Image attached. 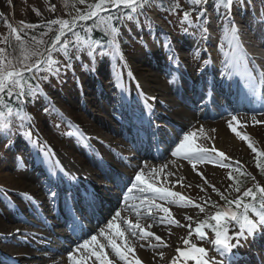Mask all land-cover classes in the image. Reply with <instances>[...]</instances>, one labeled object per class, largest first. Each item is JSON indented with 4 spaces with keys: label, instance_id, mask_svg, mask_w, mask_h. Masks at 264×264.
<instances>
[{
    "label": "rangeland",
    "instance_id": "1",
    "mask_svg": "<svg viewBox=\"0 0 264 264\" xmlns=\"http://www.w3.org/2000/svg\"><path fill=\"white\" fill-rule=\"evenodd\" d=\"M207 3H213V5L208 6ZM257 3L264 7V0H252V7L248 0H0V88L4 85H1L2 82L5 83L19 75L14 67L7 66L9 61L7 56H10L11 49L16 43L14 41L15 37H18L16 39L19 41H25L24 35L20 34L21 28L31 29L40 24L60 21L62 18L65 20V25L63 24L65 29L48 46L45 51V59L39 63L41 65L39 73L42 77L47 75L45 81L47 86L52 87L51 92L48 96H45L47 93L39 89V86L33 89L30 88L32 89L29 95L31 102L27 99L26 104H24L26 106L25 115L19 123L22 126L18 127L16 125L11 129L6 128L5 123H0V213L4 210L1 206V201H4L8 206L9 213L12 212L13 208V211L18 213H20L19 210L22 211L27 218V222L19 224L21 226L17 229L18 233H15L17 236L15 240H33L34 243L38 244L46 239L45 235L50 232L38 217L33 214H26V208L30 207V203H32L27 197L28 195L34 197L30 188H27L30 182L27 181L26 187L24 185L17 187L5 184L2 180L4 175H10L13 180H18L21 178L20 172L29 173V170H32L30 169L32 163L29 161L28 151L25 147L19 146L21 142L18 139L20 137L29 143L32 137L38 133L41 143L38 144L36 152H42L38 157L43 156V153H45L43 158L53 161L58 173L62 176L66 174L67 177L71 175L73 181L81 178L86 173V167L84 168V165L81 164L86 160L80 154V151L85 152V154L89 153L94 157L97 147H100L108 152L105 155L108 156L111 163L115 161V164L119 163L116 160H122V158H119V156H122L127 159L128 164L121 163L120 167L127 173L134 170V166L138 164L137 174L140 177L137 183L142 182L144 187L149 190L147 195L140 194L141 200H148L153 204V208H147V206L143 208L144 211L148 212V215L139 218L134 213H130L127 207L120 210L121 212L117 210L120 212L119 216L108 219L103 223L101 233L95 231L89 237L83 239L82 242L76 243L71 251H68L67 257L70 256L68 259L72 258L71 262L75 264H176L181 260L188 262L187 253H183V251L192 242H200L198 241L200 240L198 232L201 229L199 223L213 214H219V217L225 216L217 212L215 202L219 205L222 204L221 201L224 197L231 198L235 196L239 198L238 196L242 193L239 184H236L233 177L234 169H244L256 184L259 186L264 184V175H259L257 172L251 155L252 147H257L264 152V109L238 116L224 115L222 117L219 114L212 119L208 117L198 119L196 117H199V114L204 115L207 111V105L197 110L192 109L193 106L198 107L200 101L194 96H192L193 99L189 97L190 99L182 101V94L177 91L180 97L175 92L179 88L178 79L181 78L176 67L172 70L170 67L143 68L137 61L147 54L152 53L153 56L156 54L154 50L156 51L159 48L158 50L163 53L167 64L173 59V62L180 63L179 68L181 71L188 73V70L192 72L191 64L184 65V63L178 61L180 58L171 53L172 46L169 44L171 41L165 38L155 40V31L153 32V30L159 28L170 30L166 25L170 21L171 27L177 30L178 36L182 37L186 34L187 37L194 35L192 37L195 38L197 35L200 45L203 46L211 36L208 31L197 34L198 27L201 24L206 25L203 21L204 17H207L206 20L210 21L211 24L213 23V25L208 26L209 31L214 32L213 37L219 35L220 32L224 33L225 38L230 35L231 43L227 53L234 59L237 52L235 46L237 25L244 30L243 34L245 36L247 34V38L257 39L258 26H255V24L258 21V13L261 11ZM112 4H117L116 7H119L121 11L125 9V12H123L122 18L120 17L122 21L120 20L121 22L116 27L108 29L109 37H111L109 50H102L100 45L93 40L77 37L70 55L73 63L69 64V55H63L61 48H59L62 42H65L64 38L73 33L72 31L77 29L80 24H83V20L86 21L95 17L100 22L106 11H112L107 9L108 5ZM196 4L201 6L197 10L194 9ZM212 8L219 10L221 21L216 19V10ZM160 11L165 14L163 15L164 18L166 17L165 20H162L164 18L159 15ZM159 20H162L163 23ZM120 23L121 26L118 28ZM129 23L137 28L131 29V35L126 36L124 34V36H119L120 40L117 39L118 34H122V31L129 27L127 25ZM222 24H224L223 29L219 27ZM262 24H264V20ZM243 25L244 27H242ZM138 30H141L142 34H139ZM259 31L262 30L259 29ZM18 34L22 37H19ZM189 39L191 41L188 40V42H193V38ZM119 44L123 46V50H120ZM153 47L155 48L153 49ZM198 50L201 49L198 48ZM208 51H211L210 47ZM216 51L218 50L216 49ZM48 53L49 55H46ZM115 55L118 60L117 63L112 59ZM202 55L205 58L208 52ZM194 59L195 57L192 56L186 62L192 63ZM126 61L133 64L135 75L143 76L146 79L152 77L154 82L146 87L143 82H138L137 79L131 76L132 73H130L132 80L129 79V74L126 71ZM202 61L199 60V63L193 64L194 68H197L196 65L199 66L194 72L198 69L204 71L205 68L200 67L203 66ZM232 66L233 61H230L228 69H232ZM34 69L36 68L29 71ZM105 69L108 70V76H105ZM136 71H140L141 75H138L139 73H136ZM235 71V83L239 78H241L239 84L245 81L246 84L250 82L248 76L242 79L241 74H238V64L235 66ZM229 75V72H227L225 80L229 79ZM97 77L107 79L106 84H109V86L106 87L105 91L107 94L110 93V97L112 92L114 94L113 99L117 103L110 101V98L99 97L101 106L97 103L99 100L94 99L95 105L93 104V108L87 110L84 107L81 108L76 100L74 101V95L84 96L88 91V86L84 89L83 84L94 82ZM155 78L159 80L155 82ZM56 82V88H58L56 90L59 93L52 92L55 89L53 83ZM152 84L160 87V90H157L161 94L159 98L162 99L159 104L156 98L150 96L153 91ZM58 85L61 87H58ZM247 85H245L246 88ZM112 88H114V92ZM20 91L21 95L24 96L22 88ZM206 91L208 92L209 89ZM121 93L128 94L131 98L138 97L141 105L143 104L142 100L150 98L152 108H156L160 113L171 117L175 122L180 121L181 125L184 122H189L187 128L179 129L177 133L182 136L178 139L179 151L159 162L150 160L152 169L142 168V165H140L142 163L134 155L137 152L134 149H129L127 147L129 143H124L125 140L120 136L109 141L102 139L97 141L93 137H102L101 134L104 135L107 131L102 127L99 128L101 124H96L97 121L94 116L90 115L89 110L105 113L111 121L116 123L115 117L117 115L121 116L122 112ZM164 93L166 95H163ZM186 93L190 94L191 92L188 89ZM116 97L118 100H116ZM168 105H170L171 110L168 109ZM102 107L104 109H101ZM107 107L114 109V111L110 113ZM29 110L31 111L29 112ZM208 113L213 114L212 111ZM77 114L81 116L82 123L80 117L76 116ZM30 119L34 121V128L31 124L26 125ZM205 122H210V124ZM167 123L169 128L164 130L166 135L170 136L175 132V126L180 124L172 126L170 121H167ZM92 125L100 130L94 131ZM170 128L171 130H169ZM220 129L224 130L229 141V144L224 147H220L217 142V134ZM117 141H120V143H116ZM8 152L12 153L8 155ZM113 157L118 158L114 159ZM222 159L228 161L229 165L227 163L222 164ZM83 164L88 167L87 164L89 163ZM89 167L92 170L95 169L93 165H89ZM38 171L33 170V174L38 175ZM24 180L26 181L25 178ZM40 180L50 183L45 178H40ZM157 187L165 188L167 192L165 194L158 193L159 188ZM52 194V197H54L56 191ZM170 194H172L171 198L176 199L173 203L169 202ZM177 194L187 198L191 203L178 202ZM39 197L41 201H45L43 208L48 209L46 204H50V201L45 200L44 194ZM181 197L179 198L182 199ZM21 201L25 203H21ZM124 203H126V198ZM20 205L21 207H19ZM45 212L48 213L46 215L48 216L47 221L56 219L53 211L45 210ZM124 216L127 218L133 216L134 221H131V223L134 225L135 231L126 230L121 226ZM5 222L0 221V233L4 230L7 231L6 227L4 230L2 228V225L6 224ZM261 234L264 235V220H257L251 225L238 227L233 243L223 252L214 254L216 260L210 263L230 264V258L233 255L238 256L236 250L238 244L241 245L242 250H252L257 246L256 241ZM16 243H5L4 245L3 242V244H0L1 250L7 254H14V251L21 249ZM207 243V246L211 249L210 242ZM80 247L84 249H82L80 255L75 256L73 254L74 250L80 249ZM30 248L27 253L32 254ZM144 252L149 254L147 255ZM210 252L216 253L213 250H210ZM255 255V264H264V251L258 249L255 251ZM33 258H29V263L34 264ZM65 258L66 255H56V260H60V262L55 264H62L61 261ZM38 261L43 262L41 259H38Z\"/></svg>",
    "mask_w": 264,
    "mask_h": 264
},
{
    "label": "bare ground",
    "instance_id": "2",
    "mask_svg": "<svg viewBox=\"0 0 264 264\" xmlns=\"http://www.w3.org/2000/svg\"><path fill=\"white\" fill-rule=\"evenodd\" d=\"M207 5L208 6H212L213 5V3H207ZM201 6L199 5V4H196L195 6H194V9H199ZM260 8V10H261V12H262V14H264V7H259ZM212 9H215L216 10V19L217 20H219V21H221V19L219 18V15H220V13H218L219 12V10L217 9V8H212ZM161 12V11H160ZM161 17H163V15H165L164 13H160L159 14ZM239 16H241V14H239ZM164 18V17H163ZM206 18L207 17H204V19H203V21L205 22V24H207L208 26H210V25H213V23L211 24V22L210 21H207L206 20ZM166 19V17L164 18V19H162V20H165ZM162 20H159V22H162L163 23V21ZM263 20H264V18L262 17V15H261V13H260V11H259V13H258V21H256V22H263ZM219 23V22H218ZM124 25H126V24H124ZM129 27L128 28H126V29H124L123 31H122V34H118V36H117V39H119L120 37L119 36H124V34L126 35V36H129V35H131L132 34V31H131V29H133V28H137V27H133V25L132 24H127ZM166 25H167V27L170 29V30H165V29H157V30H153V32H154V35H155V40H162L163 38H165V39H168V40H170L171 42H169V44L172 46L171 48H172V53L173 54H177L178 55V57L180 58V61H181V63H184V65H189V64H191V62H186L187 61V59L188 58H192V56H194L195 57V59H200V61H202V58L204 59V57L201 55V54H199V52H197L196 50H198V48H200L201 49V51H203L204 49V52H206V51H208V49H209V47H210V50H213L214 52L216 51V47L220 44V43H218V42H215L214 41V39L215 38H213V40H210V39H208V41H207V43L205 44V45H200V41H198V36H196L197 37V39H195L194 37H192V36H194V35H191L190 37H187V35L185 34V35H183L182 37H180V36H178L177 35V33H176V31L177 30H174V28L173 27H171V24H170V21H168L167 23H166ZM223 25L224 24H222L221 26H219V27H223ZM201 26H203V24H201ZM200 27V26H199ZM242 27H244V25L242 26ZM120 28V27H119ZM142 29V28H141ZM223 29V28H222ZM138 32H139V34L141 33L142 34V32H141V30H138ZM243 32H244V30L243 29H241L240 27H239V25H237V27H236V35H237V37L239 36V39L237 38V37H235V40L236 41H240V39H241V36L243 35ZM247 32H248V30H247ZM185 33V32H184ZM212 33H214V32H212ZM246 33V32H245ZM257 33H263L262 31H258ZM153 34V33H152ZM196 35V34H195ZM220 36H224V33H222V32H220V34H219ZM245 35V34H244ZM247 35V34H246ZM169 37H170V39H169ZM226 37H230V35H227ZM189 38H193V42H188V40H190ZM218 38V37H217ZM257 38V37H256ZM121 39V38H120ZM119 39V40H120ZM228 39V38H227ZM200 40V39H199ZM229 40V39H228ZM191 41V40H190ZM198 42H199V44H198ZM242 42V41H241ZM244 42V41H243ZM156 43H157V41H156ZM205 43V42H204ZM203 43V44H204ZM209 44V45H208ZM120 45V50H123V46H121V44H119ZM169 45V46H170ZM208 45V46H207ZM155 47H153V49H154ZM159 49V48H158ZM154 50V52H156V54H154L153 56H152V53L150 54V55H145L142 59H138L139 61H137V63L140 65L141 64V67H150V68H153V69H159V67H161V68H166L167 67V63L165 62V60H164V57H163V53H161V52H159V50ZM254 49V48H253ZM190 50H191V52H190ZM126 55V54H125ZM147 56V57H146ZM164 56H165V54H164ZM202 56V57H201ZM200 57V58H199ZM126 66H127V72H128V78L129 79H131L132 80V78L130 77V73H132L133 75H131V76H133L135 79H137V81L138 82H143V84L144 85H146V87H147V85H150L151 84V82H154V78H152V77H150L149 79H146L145 77H141V76H137V75H135L134 73H135V71H133L134 70V68H133V64H131V62H129V61H126ZM185 67V66H184ZM187 67V66H186ZM160 68V69H161ZM102 70H103V68H101ZM180 72H181V81L183 82V84L186 82V83H188V80L191 78V79H193V78H197V77H193V71L192 72H189L190 74L188 75L186 72H184L183 70L181 71L180 70ZM136 73H139L138 75H141V73H140V71L139 72H137L136 71ZM71 77H72V75L71 74H69ZM109 75V73H108V70H106L105 69V76H108ZM47 76V75H46ZM46 76H44V77H42V75L39 73L38 75H36V80H37V83H38V85H36V86H33V87H31L32 89L33 88H36V87H38L39 86V89H41V90H43L44 91V93H47V94H45V96H48V94L51 92V89H52V87H50V86H47V83H46V81H45V77ZM104 76V77H105ZM183 76V77H182ZM105 79V80H104ZM104 79H102L101 77H97V80L96 81H94V82H91V80H90V82L91 83H89V84H86V83H84L83 84V87H84V89H85V87L86 86H88L87 87V89H88V91H87V93H85L84 94V96L83 95H81V96H75L74 95V101L76 100V102L81 106V108L82 107H84V108H86V110L87 109H90V108H93V104L95 105V103H94V99L95 100H99V101H97V103L99 104V106H101L102 104H101V100L99 99V97H101V98H110V101L112 100L113 102L115 101V99H113V97H114V94H112V92H111V97H110V93H108L107 94V92L105 91V89H106V87L107 86H109V84H106V82H107V79L106 78H104ZM141 79V80H140ZM199 79V78H198ZM159 80V79H158ZM157 80V78H155V82L156 81H158ZM7 82H5L4 83V85L6 84ZM58 87H61V86H59L58 85ZM151 87H152V92L150 93V96H152V97H154V98H156V101H158V104L160 103V101H162V99L161 98H159V95H161L157 90H160V87H159V85L157 86V85H155V84H152L151 85ZM54 88L55 89H53V91L52 92H57V93H59L56 89H58V88H56V85L54 86ZM32 89H29V91H28V95H24V96H22V102H23V104H26V101H27V99H28V101H30L31 102V99H30V97H29V95H30V91H32ZM112 91L114 92V88H112ZM110 92V91H109ZM157 92V93H156ZM56 93V94H57ZM101 93V94H100ZM166 93V92H165ZM163 94V95H166V94ZM99 94H100V96H99ZM41 97H42V95H40ZM51 97V96H50ZM219 97V95H217V98ZM54 98V97H53ZM33 99V98H32ZM116 100H118L117 99V97H116ZM33 101V100H32ZM183 101H185V99L183 98ZM112 102V103H113ZM116 102V101H115ZM35 103V102H34ZM72 103H75V102H72ZM71 103V104H72ZM117 103V102H116ZM76 104V103H75ZM116 105V104H115ZM114 105V106H115ZM26 108V107H25ZM99 108V107H98ZM80 109V108H79ZM101 109H104V107H102ZM168 109L169 110H171V107H170V105H168ZM32 110V109H31ZM31 110H29V112L31 111ZM107 110L110 112V113H112V111H114V109H112V108H108L107 107ZM104 112H106L105 110H103ZM119 112V111H118ZM89 113H90V115L93 117H95L94 119L97 121V123L96 124H101L100 125V127L99 128H104L105 129V131H107V133H105L104 135L103 134H101V136L102 137H100V136H93L97 141H100L101 139L102 140H104V141H109V140H111V139H113L114 137L113 136H111L110 134L112 133V134H118V132H120V133H122V129L121 128H119L118 129V124H119V122L116 124L114 121H111L110 119H109V117L107 116V114H103L102 112H99V111H94V110H89ZM121 114H123L124 115V118L126 119V115L124 114V110H123V108H122V112H121ZM76 116H78V117H80V122L82 123V119H81V116L79 115V114H77ZM200 117V116H199ZM198 117V118H199ZM204 117V116H203ZM89 119V118H88ZM196 119V118H195ZM22 120V119H21ZM87 121V120H86ZM30 122V123H29ZM26 125H29V124H31V126L34 128V126H33V123H34V121H33V119L31 120L30 119V121H29ZM83 122H85V121H83ZM20 122H18L17 124H18V126H22V124H19ZM145 123L146 124H149L150 123V121H149V119H147V117H146V119H145ZM205 123H208V124H210V122H205ZM95 124V125H96ZM189 124V122L187 121V122H184V124L183 125H181L183 128H187V125ZM6 125V124H5ZM115 127H117V128H115ZM6 128H7V126H6ZM92 128H93V130L94 131H99L98 130V128L97 127H95L94 125H92ZM35 129H36V124H35ZM89 129H91V128H89ZM118 129V130H117ZM123 130H124V128H123ZM35 133H36V130H35ZM39 134L38 133H36L33 137H32V139H31V141L28 143L25 139H21L20 137H19V139L18 140H20V147H25L26 148V151H28V155H29V161H31V163H32V168H30V169H32V170H29V173H24V172H20V176H21V178L20 179H18V180H13L11 177L12 176H10V175H4L3 177H2V180H4V182H5V184H10V185H12V186H19V185H24L25 187H26V184H27V181H29L30 183L28 184V186H27V188H30V191L32 192V194H33V196L35 197V200L36 201H38V203L34 206V207H28V208H26V210H27V213H34L36 210H37V206L40 204V205H44L45 206V201H41V199H40V195H42V194H44L45 195V200H48V201H52V200H54L55 198L54 197H52L50 194H51V192L52 191H55V190H57L58 188H57V185H58V180L60 179H62V175L61 174H59L58 173V171H57V168H55V167H53L51 164L53 163V161H52V163H51V161H50V166L48 165V167H50V172L52 173V179L48 176V174L45 172V170H44V167L42 166V160H41V156L39 157V159L38 160H36V157L39 155V154H42V152H36V150H37V148H38V144H40L41 143V140L39 139V136H38ZM106 135V137H104ZM218 135V136H217ZM216 136H217V138H218V143H219V145H220V147H224L226 144H229V141H228V139H227V136H225V135H227L225 132H224V130L223 129H220L219 130V132H218V134H217ZM130 136V135H129ZM177 140V139H176ZM146 146H151V144L150 143H146ZM12 153V152H11ZM11 153H7L8 155H10ZM80 154L84 157V159L86 160V162L84 161V163H89V164H87L88 165V167H89V165H93V167L95 166L96 168H97V172L99 173V170H98V167L100 168V171L103 173L104 172V176L105 177H114V175L116 174L115 172L113 173V172H108L107 170H104V171H102V167L100 166V165H98V167H97V165H95L96 164V162L89 156V155H87V153L85 154V152H81L80 151ZM114 158V157H113ZM54 160V159H53ZM8 162H10V161H8ZM141 162H142V168H144V169H149V168H151L152 169V167H151V165H152V163L150 162V161H145L144 159H141ZM108 163H109V161H108ZM82 165H84V167H85V164H83V162L81 163ZM7 167H9V166H7ZM83 167V166H82ZM87 167V166H86ZM90 168V167H89ZM33 170L35 171H37V170H39L38 172L40 173V174H38V175H35V174H33ZM36 173V172H35ZM120 176H123V175H120ZM24 178L26 179V181L24 180ZM40 178H45V180L46 181H50V180H52V181H50V183H45V181L43 180H40ZM52 182H54V184H52ZM121 184V183H120ZM96 188L98 187V185H97V183H96ZM102 187H104V188H106L104 185H102ZM136 190V192H138L137 194V196L139 197V193H147V190H144L142 187H141V185H139V187H136L135 189H134V191ZM77 192V191H76ZM69 192L67 191V192H61V195H67ZM78 193V192H77ZM80 197V199L79 200H77V201H74L75 202V204H76V206H77V208H80V209H84V206H85V203L87 202L85 199L83 200V198H82V195L81 196H79ZM85 198H86V196H85ZM97 198H98V203H100L101 205H97V209H99L100 210V208H101V206H103V207H106L107 208V215H106V217L105 216H101L100 214H97L96 213V211H92V212H90V213H93V212H95L96 214H97V216L96 217H101L100 219H106V218H109V219H111V218H114V217H118L119 216V214L120 213H118V212H116L115 210V207H114V204H112L111 202L110 203H107L105 200H103V198H101V196L99 195V193H98V195H97ZM66 202V203H65ZM65 203V207H67L68 208V206H67V199L66 198H64L62 201H61V204H62V206H63V204ZM1 206L3 207V209L5 210H3V211H1V213H0V221H6L5 223L6 224H3L2 225V228H3V230H4V228L6 227V229H7V231H5L4 230V232H2V233H0V243L1 242H4V243H6V244H12L13 243V241H14V238H15V236H16V234L15 233H18V231H17V229H18V227L20 228V226L21 225H19V224H21V223H23V222H26V219H25V216H22V215H20L19 213H17L16 211H13V208H12V212L11 213H9L8 212V206L4 203V201H1ZM46 207H48V209H46V210H49V211H51V210H54L55 212H54V216L55 217H58V218H60V220H62V222H63V215L61 216V214L57 211V208H56V206H53L52 205V203H50V204H46ZM148 207H150V208H153V206L152 205H150V206H147V208ZM89 208H91V206H89ZM143 208H146L145 206H143V205H141V203L140 202H135V203H131V204H129V205H127V209H128V211L130 212V213H134L136 216H138V218L139 217H144V216H147L148 215V212H146V211H144L145 209H143ZM143 210V211H142ZM7 213V214H6ZM2 215V216H1ZM61 216V217H60ZM85 218H87V219H84L85 220V223L86 224H88V225H90V218H92L91 216H87V217H85ZM134 218H133V216H131V217H129L128 216V218L126 217V216H124V220H122L121 222V226L123 227V228H126V230H129L130 229V231H135V227H134V225L131 223V221H134L133 220ZM89 221V222H88ZM45 227H48V228H50V225L48 224L47 226H45ZM99 224L98 225H96V230H98L99 229ZM17 231V232H16ZM6 233V234H5ZM90 233V232H89ZM98 233H101V230L98 232ZM17 241V240H16ZM18 243V245L22 248V246H21V243L19 242V241H17ZM257 243V246L256 247H254V249H252V250H242V248L240 247L241 245L240 244H238L237 246H236V250H237V252H238V256H239V260H238V264H245V263H248V264H255V251L256 250H261V251H264V235L263 234H261V236L257 239V241H256ZM30 245L32 246V245H35L37 248L38 247H45V246H47V243H38V244H34L33 242L31 243L30 242ZM145 254H149L148 252H144ZM16 255H18V256H20V253H19V251L17 250L16 251V253H15ZM21 258L19 259L20 260V262H24V261H27L28 260V254H23V255H21L20 256ZM44 257H46V262H49V261H52V259H54L55 257L53 256V255H46V256H44ZM2 258H5V255L2 257ZM1 258V259H2ZM19 260H17L18 262L17 263H13V264H19ZM70 262H71V260H67V259H64L63 260V262H62V264H70ZM71 263H74V262H71ZM75 264V263H74Z\"/></svg>",
    "mask_w": 264,
    "mask_h": 264
},
{
    "label": "trees",
    "instance_id": "3",
    "mask_svg": "<svg viewBox=\"0 0 264 264\" xmlns=\"http://www.w3.org/2000/svg\"><path fill=\"white\" fill-rule=\"evenodd\" d=\"M116 6L117 4L108 6L107 9L112 11H106L104 13L105 16L100 19V22L95 17L89 18L86 21L83 20V24H80L77 29L72 31L73 33L64 38L65 42H62L59 48H61L63 55H69V64L73 63L70 55L77 37L93 40L100 45L102 50H109L111 37H109L110 33H108V29L116 27L121 20L120 17L122 18V14L125 12V9L121 11ZM114 21L115 23H113ZM64 23L65 20L62 18L60 21L40 24L31 29L21 28L20 34L24 35L25 41L26 39L27 41H19L16 39L18 37L14 38L16 43L13 49H11L10 56H7V60H9L7 66L14 67L19 75L8 80L5 85L2 82L1 85L3 86L0 88V123H5L8 128L13 129L25 115L26 106L22 102L20 90L22 88L23 94L28 95L29 89L38 85L35 75L39 73V68L41 67L39 63L45 59V51L48 49V46L65 29ZM18 36L22 37L19 34ZM49 53L46 55H49ZM113 59L117 62L115 56H113ZM33 68L36 69L29 71ZM53 84L56 85L57 82ZM251 155L257 172L259 175H264V152L257 147H252ZM234 170V175H232L236 184H239L242 193L238 196L239 198L235 196L231 198L224 197L221 201L222 204L217 205L218 203L215 202L214 205L218 210L217 212L225 216L219 217V214H213L199 223L201 227L198 232L199 239L206 235L207 232L213 237L221 238L222 229L228 226L227 221L233 217L244 219L246 215L264 214V184L261 186L256 184L244 169L238 168Z\"/></svg>",
    "mask_w": 264,
    "mask_h": 264
}]
</instances>
